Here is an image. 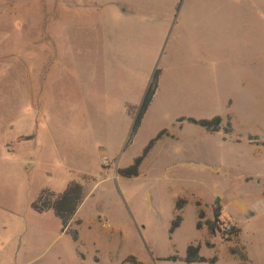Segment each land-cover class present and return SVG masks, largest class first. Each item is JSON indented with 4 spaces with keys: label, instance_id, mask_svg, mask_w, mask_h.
I'll use <instances>...</instances> for the list:
<instances>
[{
    "label": "rangeland",
    "instance_id": "374dc122",
    "mask_svg": "<svg viewBox=\"0 0 264 264\" xmlns=\"http://www.w3.org/2000/svg\"><path fill=\"white\" fill-rule=\"evenodd\" d=\"M216 116L231 134L186 121ZM84 175L65 232L31 208ZM215 212L235 231L210 234ZM189 246L264 264V0H0V264H187Z\"/></svg>",
    "mask_w": 264,
    "mask_h": 264
},
{
    "label": "trees",
    "instance_id": "16d2710c",
    "mask_svg": "<svg viewBox=\"0 0 264 264\" xmlns=\"http://www.w3.org/2000/svg\"><path fill=\"white\" fill-rule=\"evenodd\" d=\"M157 81H158V71H155L152 79L148 85V88L142 98L141 104L139 105L136 114L133 118V125L129 137V141L136 134L141 121L147 112L153 98L155 92L157 90ZM184 119L178 120V122H183ZM188 123L192 125H197L209 133H218L220 131H224L225 134L232 133V126L230 120L227 121L226 127L222 125V118L216 116L211 120H195V119H187ZM165 131L160 132L156 138L151 140L148 145L144 148L142 155L134 159L132 165L127 168L117 170V174L119 177L124 179H132L137 178L140 175V167L143 161L147 158L150 151L153 149L154 145L162 139ZM92 178L84 175L82 177L81 182H71L66 188L58 194L51 192L47 189H43L36 200L31 204V208L34 212L38 214H44L47 212H52L53 215L61 221L62 224V232H65L67 228L71 225L74 220V217L79 210L80 206L84 202L85 198L89 192V186ZM183 201L178 202L177 209L181 208ZM203 213H199V218L202 217ZM181 217L177 216L175 221L173 222L171 233L177 229L180 225ZM201 224L198 222L197 229H201ZM204 226L208 229L210 234H215L216 231L220 230L221 222H220V213L215 212L214 221H206ZM232 231H235L232 228ZM200 248L199 246H189L187 248L186 258L184 259L187 264L194 263H215L217 261L216 258L208 259L199 255ZM177 258H172L175 261ZM241 261L246 259V256H241ZM136 264V260L133 259Z\"/></svg>",
    "mask_w": 264,
    "mask_h": 264
},
{
    "label": "built area",
    "instance_id": "2783aa9c",
    "mask_svg": "<svg viewBox=\"0 0 264 264\" xmlns=\"http://www.w3.org/2000/svg\"><path fill=\"white\" fill-rule=\"evenodd\" d=\"M220 222H221V221H220ZM220 229H222V230L225 231V232H230V231H232V228H231L230 225H228V224H224V223H222V222H221Z\"/></svg>",
    "mask_w": 264,
    "mask_h": 264
}]
</instances>
